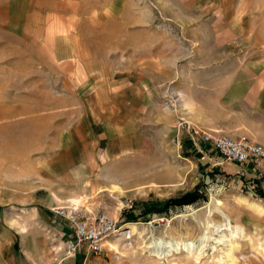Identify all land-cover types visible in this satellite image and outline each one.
<instances>
[{"label": "rangeland", "instance_id": "rangeland-1", "mask_svg": "<svg viewBox=\"0 0 264 264\" xmlns=\"http://www.w3.org/2000/svg\"><path fill=\"white\" fill-rule=\"evenodd\" d=\"M101 69L150 80L141 96L153 118L142 103L136 151L123 138L129 151L108 155L84 124L86 142L69 134L89 97L63 77L70 70L81 85ZM180 121L264 147V0H0V203L10 216L19 195L47 203L51 191L63 201L48 206L57 218L59 205L104 213L122 229L85 264H264L261 182L186 136L179 149ZM195 190L206 200L154 208Z\"/></svg>", "mask_w": 264, "mask_h": 264}, {"label": "crops", "instance_id": "crops-1", "mask_svg": "<svg viewBox=\"0 0 264 264\" xmlns=\"http://www.w3.org/2000/svg\"><path fill=\"white\" fill-rule=\"evenodd\" d=\"M75 61L77 60L74 59L73 62ZM107 72L110 80H107ZM64 77L63 82L66 81L65 85L67 83L66 89H85L89 97L83 103L88 108V112L69 133L75 140L86 142L85 131L81 128L84 124L83 126H88L85 130L88 129L90 134L97 135L99 143H108V155L110 156L121 155L124 150L129 151L121 146L123 138L132 140L133 151L139 148V131L136 130V126L141 124L142 103H145L146 115L149 114L147 118H153L152 112H149L148 97L141 96L143 92L147 94L146 89H151L147 85L148 77L140 73L134 76L129 72H113L112 69L88 72L87 79L81 82V85L76 84L75 75L70 70L65 73ZM144 79L146 85H143ZM107 84L110 87H107ZM108 95L110 96L106 97ZM89 138L90 141H87L91 144L93 137L90 135ZM94 156L97 155L95 153L87 155L89 158ZM73 157L81 159L86 156L85 154H74ZM56 168L58 169L56 173H59L57 180L62 183L67 182L64 171L58 166ZM51 194L53 196H50L47 203L44 198L42 200L38 196L19 195L16 208L17 217H12L5 212L8 202L0 203V264H81L83 262L85 264L87 258L84 256L88 255L86 249L79 253L78 257L75 256L73 262L57 250L58 243L55 240L57 242L59 240L60 243L64 241L68 226L63 218L49 214L48 206L63 203L55 192L51 191ZM74 200L77 199H71L72 202ZM25 204H32L33 208L25 212L20 207Z\"/></svg>", "mask_w": 264, "mask_h": 264}, {"label": "built area", "instance_id": "built-area-1", "mask_svg": "<svg viewBox=\"0 0 264 264\" xmlns=\"http://www.w3.org/2000/svg\"><path fill=\"white\" fill-rule=\"evenodd\" d=\"M184 136L196 147L199 143L209 146V151L203 148L200 151L214 155L215 160L238 163L250 168L264 188V147L261 145L247 137L214 136L193 129L186 121H180L173 139L179 149H182ZM54 213L67 222L69 232L65 243L69 255L74 257L84 249L99 255L104 250L105 242L122 229L104 213L89 212L85 215L81 207L75 205L59 206L54 209Z\"/></svg>", "mask_w": 264, "mask_h": 264}, {"label": "trees", "instance_id": "trees-1", "mask_svg": "<svg viewBox=\"0 0 264 264\" xmlns=\"http://www.w3.org/2000/svg\"><path fill=\"white\" fill-rule=\"evenodd\" d=\"M256 190H257V193L262 198H264L263 190L260 189V187H258V186H257ZM202 199L206 200V197L204 195H201L198 190H195V191L186 193V194L182 195L181 197L174 198V199H169L161 207H157V208L154 207V208L157 211V213L161 214V213L168 212L170 208L185 207V206L193 205V204L199 202ZM153 209H152V212H153ZM148 212H151V211H148ZM137 219H138V217L133 216L131 218V220H129V222L130 221L136 222Z\"/></svg>", "mask_w": 264, "mask_h": 264}, {"label": "bare ground", "instance_id": "bare-ground-1", "mask_svg": "<svg viewBox=\"0 0 264 264\" xmlns=\"http://www.w3.org/2000/svg\"><path fill=\"white\" fill-rule=\"evenodd\" d=\"M110 190H111L112 192H119V191H121V188H119V187H117V186H113ZM112 192H111V193H112ZM73 202L78 203L79 201L74 200ZM130 233H132V232H130ZM232 235H234V234H232ZM184 246H185V248H189V249H191L192 246H193V243H191V242H189V243H185ZM171 247H172V246H170V248H171ZM176 248H177V249H180L179 246H177ZM232 251H233V247L231 246V248L229 249V252H232ZM229 254H230V253H229ZM229 257H232L231 254L229 255Z\"/></svg>", "mask_w": 264, "mask_h": 264}]
</instances>
